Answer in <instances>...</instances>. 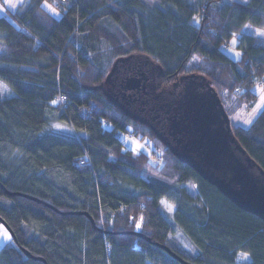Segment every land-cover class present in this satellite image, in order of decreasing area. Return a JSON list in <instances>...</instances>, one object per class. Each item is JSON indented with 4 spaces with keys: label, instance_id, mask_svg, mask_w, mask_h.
Segmentation results:
<instances>
[{
    "label": "trees",
    "instance_id": "trees-1",
    "mask_svg": "<svg viewBox=\"0 0 264 264\" xmlns=\"http://www.w3.org/2000/svg\"><path fill=\"white\" fill-rule=\"evenodd\" d=\"M6 13L0 218L16 241L0 264H184L162 245L189 264H264V217L175 153L170 121L187 77L220 100L256 99L264 37L242 30H264V0H27ZM236 34L235 60L224 47ZM230 125L264 171V109L249 127Z\"/></svg>",
    "mask_w": 264,
    "mask_h": 264
},
{
    "label": "water",
    "instance_id": "water-1",
    "mask_svg": "<svg viewBox=\"0 0 264 264\" xmlns=\"http://www.w3.org/2000/svg\"><path fill=\"white\" fill-rule=\"evenodd\" d=\"M184 81L185 97L177 105V115L170 118L175 153L241 207L264 217V171L235 137L223 104L209 83L198 75ZM139 83L132 81V88H137ZM0 222L16 241L9 225L1 218ZM162 248L189 264L167 246L162 245Z\"/></svg>",
    "mask_w": 264,
    "mask_h": 264
},
{
    "label": "rangeland",
    "instance_id": "rangeland-1",
    "mask_svg": "<svg viewBox=\"0 0 264 264\" xmlns=\"http://www.w3.org/2000/svg\"><path fill=\"white\" fill-rule=\"evenodd\" d=\"M27 0H12V3L15 4V7H11L6 0L0 2V16H5L6 10L10 9L11 11H17L18 8L23 5ZM45 9L49 10L54 16L60 17L62 15L61 11L49 1H45L43 3ZM242 32H251L258 36L264 37V30L254 28L250 25H247L243 28ZM235 41V43H233ZM239 43V34L234 35L229 41L228 45L224 47V51L232 58L239 59L241 56V49L238 48ZM192 64L195 63V59L192 60ZM254 92L257 97L254 101L248 103L243 100L236 94H230L228 91H224L221 93V100L224 107V110L230 120V122L237 126L249 127L253 121L256 119L258 114L264 109V88L259 85L254 87ZM12 91L10 87L0 80V95L1 97H10L12 95ZM251 106V108H250ZM105 127L110 129L111 126L105 124ZM120 138L125 144L126 147L133 149L134 151H149L148 143L150 142L148 139H140L131 136L128 133H121ZM163 205L169 212L174 211V206L166 200H162ZM5 232L11 239H5ZM15 242L7 227L0 223V249L14 246ZM176 247L175 245H173ZM177 248V247H176ZM237 261L241 264H246L247 261H250V257L248 255H240L237 258Z\"/></svg>",
    "mask_w": 264,
    "mask_h": 264
},
{
    "label": "snow or ice",
    "instance_id": "snow-or-ice-1",
    "mask_svg": "<svg viewBox=\"0 0 264 264\" xmlns=\"http://www.w3.org/2000/svg\"><path fill=\"white\" fill-rule=\"evenodd\" d=\"M6 2L11 6V7H15L16 5L12 3V0H6ZM0 7H3L2 5H0ZM233 43H235V41H233ZM53 103H56V101H53ZM57 127H60L59 125ZM5 239H11L10 236L7 235V233L5 232Z\"/></svg>",
    "mask_w": 264,
    "mask_h": 264
},
{
    "label": "built area",
    "instance_id": "built-area-1",
    "mask_svg": "<svg viewBox=\"0 0 264 264\" xmlns=\"http://www.w3.org/2000/svg\"><path fill=\"white\" fill-rule=\"evenodd\" d=\"M260 85H261V87L264 88V80H262V81L260 82ZM64 101H66V97H65V96H62L61 99H60V102H61L62 106H63V104H64Z\"/></svg>",
    "mask_w": 264,
    "mask_h": 264
}]
</instances>
